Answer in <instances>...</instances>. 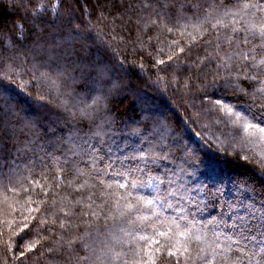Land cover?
<instances>
[{
  "label": "trees",
  "instance_id": "obj_1",
  "mask_svg": "<svg viewBox=\"0 0 264 264\" xmlns=\"http://www.w3.org/2000/svg\"><path fill=\"white\" fill-rule=\"evenodd\" d=\"M45 9L0 50V122L39 138L0 127V264H264V3L0 0L5 44Z\"/></svg>",
  "mask_w": 264,
  "mask_h": 264
},
{
  "label": "snow or ice",
  "instance_id": "obj_2",
  "mask_svg": "<svg viewBox=\"0 0 264 264\" xmlns=\"http://www.w3.org/2000/svg\"><path fill=\"white\" fill-rule=\"evenodd\" d=\"M49 2H51V0H49ZM130 2L134 4L137 2V0H130ZM59 3L62 6L64 0H59ZM148 3L150 5L153 3L157 4L160 8L166 9L170 16L176 17L181 15L182 13L194 11V6L199 4V0H148ZM261 3H264V0H261ZM53 11H55V9H53ZM50 16L51 12L45 9L43 14H36L37 18L31 26H26L24 20H21L20 23L16 25V32L18 33V35L12 37L7 45L5 44L3 35L0 34V50H4L6 47H14L16 45H20L27 40H36L37 45H39L42 41L38 39L40 37V32L36 31V27L37 25L42 27L45 23H55L54 20L49 18ZM0 33H2V30H0ZM34 54L39 55L40 58H44V56L47 55L46 53H44L43 48H39L38 52ZM81 67L83 68V65ZM86 70L87 69H84V71ZM0 127L14 128L16 132L15 138L17 140V147H19L25 153H27L28 150L34 149L36 147V142L39 138L36 137V130L31 126H24L23 123L17 125H8L0 122ZM85 127H87V125L82 123L81 130H83V128ZM145 130H148L147 125H145ZM45 131L47 130L45 129ZM237 226L241 229L242 236H251L254 234V232H259L261 236H264V215H261L255 225L253 224L252 220L243 218L239 219ZM72 254L82 255L83 253L77 246L73 248L70 255Z\"/></svg>",
  "mask_w": 264,
  "mask_h": 264
}]
</instances>
